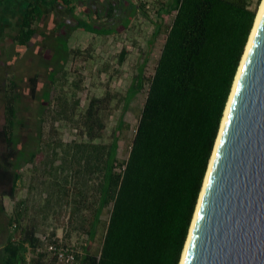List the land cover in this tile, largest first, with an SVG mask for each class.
<instances>
[{
    "label": "trees",
    "instance_id": "trees-1",
    "mask_svg": "<svg viewBox=\"0 0 264 264\" xmlns=\"http://www.w3.org/2000/svg\"><path fill=\"white\" fill-rule=\"evenodd\" d=\"M260 2L155 0L148 11L136 1L138 15L153 25L145 51L140 50L142 63L124 90L108 83L83 106L77 93L84 89L81 69L91 54L89 49L67 48L63 41V61L49 71L37 99L36 129L26 139L17 117L16 78L4 76L0 264H57L48 250L53 243L74 250L73 264H179ZM35 10L28 11L13 37L18 47L36 30ZM134 15L116 28L86 20L79 21V28L107 38L125 32ZM163 15H171L165 26ZM160 37L153 70L147 74L146 63ZM128 55L122 47L115 71ZM73 72L77 78L68 83ZM29 80L36 93L37 76ZM50 88L57 91L53 98ZM137 99L139 112L132 126L123 117ZM116 110L119 115L110 126ZM47 122L48 137L43 138L41 127ZM59 125L73 138L63 141ZM123 142L124 157L119 155ZM6 199L13 204L10 211Z\"/></svg>",
    "mask_w": 264,
    "mask_h": 264
},
{
    "label": "water",
    "instance_id": "water-1",
    "mask_svg": "<svg viewBox=\"0 0 264 264\" xmlns=\"http://www.w3.org/2000/svg\"><path fill=\"white\" fill-rule=\"evenodd\" d=\"M206 174L181 264H264V4Z\"/></svg>",
    "mask_w": 264,
    "mask_h": 264
},
{
    "label": "rangeland",
    "instance_id": "rangeland-1",
    "mask_svg": "<svg viewBox=\"0 0 264 264\" xmlns=\"http://www.w3.org/2000/svg\"><path fill=\"white\" fill-rule=\"evenodd\" d=\"M260 2V5L262 4ZM259 5V8H260ZM258 8V11H259ZM257 11V13H258ZM164 22L163 26L168 24L171 15H163ZM153 30V25L150 20L143 17L141 14L134 15L131 25L125 32H122L117 35H111L107 38L102 36L92 35L89 32L76 29L75 27H71L67 36H64L61 39V44L59 47L61 49L64 48L63 41L66 43L67 48H79V49H89L91 57L82 64L81 74L84 76L83 81V91H79L77 93V97L81 100V105L83 106L86 103V98L88 99L92 95H101L104 89L107 87L106 84L109 83L111 88H115L117 90H124L128 85L132 75L134 74L135 68L138 64L142 63L145 55L140 54V50L145 51V46L147 44V40L151 37V32ZM162 43V37L158 39L157 44L153 52L151 53L148 61L146 63L147 66V74H150L153 70V66L155 64V60L157 58L158 50L160 49ZM122 47H126L129 50V55L126 58L124 64L115 71V65L117 61V54L121 50ZM10 54V51H9ZM21 58H13L12 64L9 65L6 69L9 75H14L18 85V93H19V103L17 105V117L20 119L23 124L20 127L21 136L26 139L29 134H33L36 129L35 124V115L36 109H38V97L42 96V88L47 84V78L45 75L42 77L37 76L36 83V93L31 91L32 82L29 80L33 76L34 73L40 70V68H36L35 66L25 64L23 59ZM140 57V58H139ZM10 64V63H9ZM72 63L69 61L66 65L65 69L67 71L71 70ZM107 66V70L102 72V68ZM110 76L112 78L110 79ZM77 78L75 73L69 74L67 77L68 83L73 79ZM3 76L0 74V82L2 81ZM66 94L68 96L71 95L68 86L65 87ZM56 90L54 88H50V98H53L56 94ZM140 103V99H137L127 109L123 119L131 124L132 126L135 124L137 115H138V105ZM119 115V111L114 112V117L111 118L109 125L111 126L114 122L115 118ZM3 106L0 102V126L3 124ZM43 138H47L49 130L48 122L44 123L41 127ZM59 137L63 141H69L73 138L70 130L65 127L59 125ZM126 149V142L121 144V149L119 155L124 157ZM28 167H26L27 171ZM27 183V181H26ZM24 190L19 194V196H24ZM5 207L7 210H11L13 206L12 202L9 199L4 201ZM50 228L46 229V232H49ZM62 231L57 230V236L61 237ZM74 242L76 241L73 237ZM97 246V243L95 244Z\"/></svg>",
    "mask_w": 264,
    "mask_h": 264
},
{
    "label": "flooded vegetation",
    "instance_id": "flooded-vegetation-1",
    "mask_svg": "<svg viewBox=\"0 0 264 264\" xmlns=\"http://www.w3.org/2000/svg\"><path fill=\"white\" fill-rule=\"evenodd\" d=\"M10 3L12 11L6 22L0 24V31L7 29L16 35L28 11L33 8L35 12L39 11L33 14L35 21L32 25L36 30L32 38L22 46L23 59L26 65L30 62L29 65L40 68L33 76L45 75L46 78H49V71L63 61V51L59 44L71 27L83 30L79 28V21L86 20L107 28H116L129 15H134V7L138 6L136 0H10ZM15 47L12 38L11 48Z\"/></svg>",
    "mask_w": 264,
    "mask_h": 264
},
{
    "label": "crops",
    "instance_id": "crops-1",
    "mask_svg": "<svg viewBox=\"0 0 264 264\" xmlns=\"http://www.w3.org/2000/svg\"><path fill=\"white\" fill-rule=\"evenodd\" d=\"M10 11H12L10 0H0V24H2V21L6 22ZM136 13H138V10H135V15ZM14 36L15 34L9 32L7 29H1L0 31V74L3 78L9 75L6 68L12 64L13 58H21L23 56V47L17 46L14 49L11 48Z\"/></svg>",
    "mask_w": 264,
    "mask_h": 264
},
{
    "label": "built area",
    "instance_id": "built-area-1",
    "mask_svg": "<svg viewBox=\"0 0 264 264\" xmlns=\"http://www.w3.org/2000/svg\"><path fill=\"white\" fill-rule=\"evenodd\" d=\"M139 4H143L144 8L150 11L151 3L155 0H136ZM48 250L51 256L55 258L57 264H73L75 261V252L71 248L60 246L58 243L50 244Z\"/></svg>",
    "mask_w": 264,
    "mask_h": 264
},
{
    "label": "bare ground",
    "instance_id": "bare-ground-1",
    "mask_svg": "<svg viewBox=\"0 0 264 264\" xmlns=\"http://www.w3.org/2000/svg\"><path fill=\"white\" fill-rule=\"evenodd\" d=\"M263 4H264V0L262 1V4L260 5L259 11H258V13H257V15H256L255 24H254V26H253V28H252L251 33H250V37H249V40H248L247 45H246V48H245V53H246V50H247V47H248V44H249L250 38H251V36H252L253 30H254V28H255V25H256V23H257V20H258L259 14H260L261 9H262V7H263ZM245 53H244L243 58H242V60H241V63H240V66H239V70H238V72H237V74H236V76H235V80H234L233 88L231 89V93H230V96H229L228 102H227V104H226V108H225L224 116H223L222 123H221V128H220V131H219V135L217 136V140H216V143H215V147H214V149H213V154H212V157L210 158V161H209V168H210V165H211V162H212V158H213V155H214V151H215V148H216V144H217L218 139H219V137H220V133H221V129H222V125H223V121H224V119H225V117H226V113H227L228 105H229V102H230V99H231L232 93H233V91H234V88H235V85H236V82H237V78H238V75H239V71H240V68H241L242 62H243L244 57H245ZM209 168H208V172H209ZM208 172H207V174H206V178H207ZM206 178H205V182H206ZM204 185H205V184H204ZM201 195H202V192H201V194H200V198H201ZM198 201H199V200H198ZM193 223H194V221L192 222V225H191V226H193ZM191 229H192V227L190 228V232H191ZM188 239H189V238H188ZM187 243H188V241H187ZM187 243H186V246H187ZM186 246H185V249H184V251H183V254H182V257H181V262H180V264L182 263L183 256H184V253H185V250H186Z\"/></svg>",
    "mask_w": 264,
    "mask_h": 264
}]
</instances>
